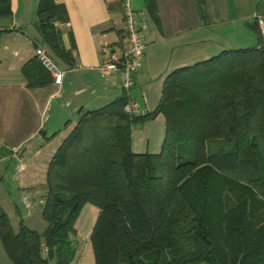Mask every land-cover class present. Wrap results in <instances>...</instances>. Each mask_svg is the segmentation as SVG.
Segmentation results:
<instances>
[{
    "label": "trees",
    "instance_id": "16d2710c",
    "mask_svg": "<svg viewBox=\"0 0 264 264\" xmlns=\"http://www.w3.org/2000/svg\"><path fill=\"white\" fill-rule=\"evenodd\" d=\"M195 3L204 11L205 0ZM10 14L9 0H0V16ZM256 15L255 45L171 69L152 109L126 111L131 94L121 87L77 110L46 163L41 232L21 222L13 229L0 206V242L13 264H68L85 202L98 208L88 234L94 264H264V43ZM66 18L61 2L37 0L33 46L67 61L57 26ZM20 69L27 87L52 81L34 55ZM156 113L164 118L159 150L133 151L132 126Z\"/></svg>",
    "mask_w": 264,
    "mask_h": 264
},
{
    "label": "crops",
    "instance_id": "0c3cea01",
    "mask_svg": "<svg viewBox=\"0 0 264 264\" xmlns=\"http://www.w3.org/2000/svg\"><path fill=\"white\" fill-rule=\"evenodd\" d=\"M53 1L61 2L66 9V20L58 22L57 26L62 44L69 50V59L66 61L53 58L62 70L61 80L57 84L51 82L54 88L40 99L41 103L35 116V126L44 136L45 131L41 126L47 115L48 102L51 98L71 116V123H74L79 108L96 107L121 90L118 69L102 73L98 68L103 52L109 49L117 50L123 38V23L118 0ZM142 1L143 6L134 9L144 47L140 63L131 75L130 111L133 114H142L155 106L162 80L171 69L209 57L220 49L232 47L237 40L230 35L226 36L230 31L235 32L230 24L227 29L231 28V30L223 34L219 27L214 26L215 21L205 19L203 14L198 15L195 0ZM205 1L206 8L210 9L208 0ZM36 4L37 0H9L11 14L3 16L6 19L4 23H0L2 28L0 37L19 41L26 38L33 46L34 34L32 35L30 30L26 32L21 28L32 25L35 27ZM250 6L247 7L246 14L250 13ZM35 32L37 33L36 28ZM3 48L9 53L7 59L9 62L6 65H11L10 69H14L16 63L20 72L21 65L33 56V52L21 53L18 44L10 47L3 43ZM3 60L0 56V63ZM66 122L62 127H57L59 120H55L53 122L55 131L52 134L63 128ZM163 125L164 118L161 113L135 123L131 128V149L136 152H157L163 134ZM91 205L93 204L87 206L88 213L92 216L89 224L76 226L77 217L73 223L74 233L70 238L74 251L68 264H94L88 234L98 208ZM0 264H13L3 250L1 242Z\"/></svg>",
    "mask_w": 264,
    "mask_h": 264
},
{
    "label": "rangeland",
    "instance_id": "374dc122",
    "mask_svg": "<svg viewBox=\"0 0 264 264\" xmlns=\"http://www.w3.org/2000/svg\"><path fill=\"white\" fill-rule=\"evenodd\" d=\"M208 3L210 9L205 5L202 12L197 7L198 15L204 13L205 19L215 21L214 26L219 27L223 34L231 30L227 29L230 24L235 32L230 31L226 36L237 39L232 47L256 44L257 39L249 23L255 12L264 17V0H208ZM249 5L251 11L246 14ZM5 19L0 16V23H4ZM21 29L26 32L30 30L37 39L33 25ZM3 43L10 47L18 44L21 53L33 52V46L26 38L19 41L0 37V56L4 59L0 63V206L13 229L21 222L41 232L45 225L41 205L45 192L46 163L73 123L71 119L68 120L63 128L51 136L41 134L35 126V116L40 99L54 88L52 81L43 88L24 86L18 65L14 63V69L6 65L9 53L4 50ZM21 190L25 192L28 205L23 201ZM88 204L82 206L76 226L89 224L92 216L88 213Z\"/></svg>",
    "mask_w": 264,
    "mask_h": 264
},
{
    "label": "built area",
    "instance_id": "2783aa9c",
    "mask_svg": "<svg viewBox=\"0 0 264 264\" xmlns=\"http://www.w3.org/2000/svg\"><path fill=\"white\" fill-rule=\"evenodd\" d=\"M118 9L123 23V38L120 40L118 49H109L103 52L99 70L106 73L112 69H118L121 77V87L130 93L132 72L140 63L144 42L140 27L131 8L130 0H118ZM261 43H264V19L260 15L255 17ZM33 55L50 75L52 82L57 84L61 80L62 70L55 60L49 55L46 48L41 44L33 46ZM131 98H128L124 106L126 111H130ZM23 201L28 205L25 192L21 190ZM45 248H41V253Z\"/></svg>",
    "mask_w": 264,
    "mask_h": 264
},
{
    "label": "water",
    "instance_id": "95a60500",
    "mask_svg": "<svg viewBox=\"0 0 264 264\" xmlns=\"http://www.w3.org/2000/svg\"><path fill=\"white\" fill-rule=\"evenodd\" d=\"M132 9H139L143 6L142 0H130ZM71 116L54 100L50 99L47 107V115L41 126V129L45 131V136L52 134L55 131V125L53 122L59 120L57 127H62L63 124L70 120Z\"/></svg>",
    "mask_w": 264,
    "mask_h": 264
}]
</instances>
